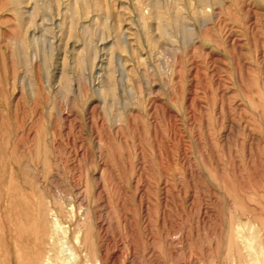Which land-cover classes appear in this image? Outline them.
Masks as SVG:
<instances>
[{
  "label": "rangeland",
  "instance_id": "374dc122",
  "mask_svg": "<svg viewBox=\"0 0 264 264\" xmlns=\"http://www.w3.org/2000/svg\"><path fill=\"white\" fill-rule=\"evenodd\" d=\"M0 264H264V0H0Z\"/></svg>",
  "mask_w": 264,
  "mask_h": 264
},
{
  "label": "bare ground",
  "instance_id": "6f19581e",
  "mask_svg": "<svg viewBox=\"0 0 264 264\" xmlns=\"http://www.w3.org/2000/svg\"><path fill=\"white\" fill-rule=\"evenodd\" d=\"M56 218V217H55ZM58 229H59V227H60V225H59V223H57V226H56ZM51 236V235H50ZM50 250V249H49ZM49 253L50 252H52L51 250L50 251H48ZM71 257H72V255H71ZM49 258V257H48ZM49 260V259H48ZM50 261V260H49ZM45 262H47V261H45ZM68 262H69V260H68ZM53 263V262H52Z\"/></svg>",
  "mask_w": 264,
  "mask_h": 264
}]
</instances>
